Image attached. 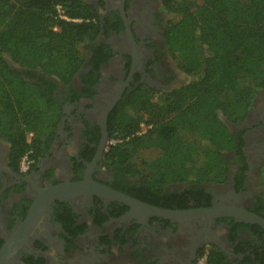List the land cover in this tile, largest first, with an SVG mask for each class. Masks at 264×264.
Listing matches in <instances>:
<instances>
[{"label":"flooded vegetation","instance_id":"obj_1","mask_svg":"<svg viewBox=\"0 0 264 264\" xmlns=\"http://www.w3.org/2000/svg\"><path fill=\"white\" fill-rule=\"evenodd\" d=\"M98 19L99 32L67 83L34 70L59 115L45 153L27 173L0 136V248L30 213L28 235L3 264H196L202 254L228 264H264V227L227 216L230 207L264 220L261 169L264 166V88L246 116L224 120L234 135L225 149L222 181L170 184L177 204L158 205L132 195L140 183L108 168L105 154L116 140L110 135L113 111L140 88L160 94L185 80L168 54L165 30L171 14L162 0H80ZM12 68L24 72L9 61ZM40 77V78H39ZM28 135H31L30 133ZM94 189L56 197L59 185L87 182ZM129 187L135 189L130 192ZM116 191L144 203L190 212L180 218L143 214L110 197ZM220 207V215L202 210ZM231 211V210H230ZM201 213V214H200Z\"/></svg>","mask_w":264,"mask_h":264},{"label":"trees","instance_id":"obj_2","mask_svg":"<svg viewBox=\"0 0 264 264\" xmlns=\"http://www.w3.org/2000/svg\"><path fill=\"white\" fill-rule=\"evenodd\" d=\"M162 3L173 15L166 22L168 54L185 80L158 96L140 88L112 112L116 141L104 163L138 179L132 195L155 205L166 199L171 207L180 197L164 194L167 185L226 178L223 152L235 141L224 120H242L264 88V0ZM97 23L80 0H0V136L16 163L24 154L34 162L45 153L60 115L42 87L48 82L27 75L39 70L69 82L91 50ZM260 177L264 204V166ZM207 264L228 263L218 254Z\"/></svg>","mask_w":264,"mask_h":264},{"label":"water","instance_id":"obj_3","mask_svg":"<svg viewBox=\"0 0 264 264\" xmlns=\"http://www.w3.org/2000/svg\"><path fill=\"white\" fill-rule=\"evenodd\" d=\"M90 183H91L90 180H87V182L76 183L73 185H66V186L59 185V186L54 187L51 190V192L56 197L68 198L72 194L82 193L84 191H90L92 188L90 186ZM92 190L94 189L92 188ZM108 192L110 193V197H112L113 199H116L146 215L149 214V215L158 216L162 218H172V217L180 218V217L187 216L190 214V212H186V211H175V210H170V209H165L162 207L150 205L140 200H137L133 197H130L128 195L122 194L120 192L109 191V190ZM222 208L228 209V210H224L228 212V214H226L227 216L238 217V220L235 219L236 221H241V220L255 221L263 225L264 227V220L260 219L259 217L249 212H246L240 209L237 210L235 208L230 209V207H222ZM222 208L213 207L212 209L202 210L201 213L205 215L204 217H209V216L214 217L216 214L220 215V211L223 210ZM35 218L36 216L34 215V213L33 214L30 213L28 217L23 222H21L17 226V228L9 235L5 243L0 248V264H3L4 262H6L10 258L14 250H17V248L19 247V243L23 239H25L26 236L28 235L29 233L28 229L31 228Z\"/></svg>","mask_w":264,"mask_h":264},{"label":"built area","instance_id":"obj_4","mask_svg":"<svg viewBox=\"0 0 264 264\" xmlns=\"http://www.w3.org/2000/svg\"><path fill=\"white\" fill-rule=\"evenodd\" d=\"M57 10L60 14V17L61 18H66L64 13H63V10L60 9L59 6H57ZM116 140H110L109 143L113 144ZM33 160L31 158H29L28 156V153L27 154H24L22 156V158L20 159V171L22 173H27L28 169L30 168V166H32L33 164ZM196 264H207V259H206V254H202L199 259L197 260Z\"/></svg>","mask_w":264,"mask_h":264},{"label":"rangeland","instance_id":"obj_5","mask_svg":"<svg viewBox=\"0 0 264 264\" xmlns=\"http://www.w3.org/2000/svg\"><path fill=\"white\" fill-rule=\"evenodd\" d=\"M171 17H173V15H171ZM174 18H175V16H174ZM35 92H36V91H32V92L30 93V94L32 95V97L35 96ZM26 96H28V94H26ZM155 96H158V95H155ZM40 99H41V98L39 97L38 100H37L38 103H39ZM154 99H155V97H154ZM144 129H145V126H144L143 128H141V130H144ZM28 138H31L30 135H29Z\"/></svg>","mask_w":264,"mask_h":264}]
</instances>
